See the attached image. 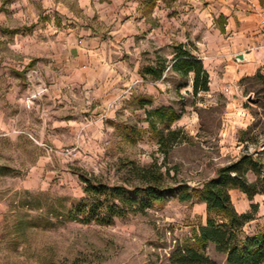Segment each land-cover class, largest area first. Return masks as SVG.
Segmentation results:
<instances>
[{"label": "rangeland", "instance_id": "1", "mask_svg": "<svg viewBox=\"0 0 264 264\" xmlns=\"http://www.w3.org/2000/svg\"><path fill=\"white\" fill-rule=\"evenodd\" d=\"M214 1L159 0L149 11V0H0V135L10 125V136L0 137V264H170L177 245L192 244L200 203L176 197L110 226L68 222L58 214L84 197L78 175L121 184L131 179L127 162L147 167L155 160L169 171L164 185L201 188L245 148L264 149V81L254 77L258 72L239 81L232 100L210 86V78L209 91L194 94L191 75L169 71L177 47L204 68L203 55L221 29L213 12L203 13ZM10 27L18 37L2 31ZM70 28L89 29L107 47L136 45L137 74L148 66L166 69L157 81L139 76L135 82L128 75L118 91L105 81L86 90L64 81L55 88L50 77L64 70L47 69L54 66L50 58L33 55L38 43H53L55 30L65 34ZM118 58L134 70L133 57ZM55 89L62 97L53 95ZM113 91L119 96L109 97ZM157 109L179 115L170 124L155 121L161 147L146 122ZM248 127L262 145L238 142ZM168 131L175 132V142ZM230 198L238 213L257 204L242 236L264 232V195L250 202L235 191ZM204 253L225 264L213 245Z\"/></svg>", "mask_w": 264, "mask_h": 264}, {"label": "trees", "instance_id": "2", "mask_svg": "<svg viewBox=\"0 0 264 264\" xmlns=\"http://www.w3.org/2000/svg\"><path fill=\"white\" fill-rule=\"evenodd\" d=\"M156 0H149L146 7L152 10ZM264 6V0H260ZM16 34L17 31H7ZM169 71L181 78L191 75L192 93L209 91V76L201 61L177 47L174 58L168 64ZM166 66H148L140 71V76H149L153 81L160 80ZM255 78L264 81V76L257 73ZM179 119L172 109H157L146 116L148 128L156 132L159 146L162 145V133L156 131L155 121L173 123ZM251 127L242 131L238 142L253 146L262 145L257 137L249 136ZM130 129V134H133ZM169 142L176 140L174 131H168ZM264 149L254 148L244 153L235 161L217 169L215 177L206 181L201 188L189 189L185 184L174 187L164 185V178L169 171H161V165L153 160L147 167L127 162V174L130 182L108 185L78 175L83 185L84 197L65 209L62 216L68 222L82 225L94 224L110 226L115 219H123L130 214H144L154 205H163L169 197H176L179 202L202 203L205 205V223L192 231V244L177 245L169 256L170 264H216L204 251L213 245L217 253L224 256L225 264H264V232L251 236H242L243 228L254 220L257 204L249 205L250 211L238 214L231 202L229 192L236 190L252 202L256 196L264 195Z\"/></svg>", "mask_w": 264, "mask_h": 264}, {"label": "crops", "instance_id": "3", "mask_svg": "<svg viewBox=\"0 0 264 264\" xmlns=\"http://www.w3.org/2000/svg\"><path fill=\"white\" fill-rule=\"evenodd\" d=\"M157 1L159 0L155 2ZM255 9L264 12V6L260 0H215L214 3L208 5V10L206 8L203 12H213L214 18L218 19L221 24L220 32L217 31L219 36H215V43L206 50L211 54L205 52L203 55L204 68L210 78V86L213 84L215 88L225 92L224 94L232 100L234 96H238L237 84L241 79L253 76L257 72L264 75V33L258 29ZM14 29L10 27V29L2 31L9 33L7 31ZM9 34L18 37V33ZM27 34H32V31L29 30ZM124 35L130 36L129 31H126ZM54 36V41L52 44L49 43L50 45L45 42L38 43V53H34L33 56L36 59L50 58L54 66L50 63L47 65V69L53 67L60 71L64 70V73H55L50 77V79H54L52 81L55 88L58 83L61 84L64 81L72 89L86 90L98 81H105L111 85L112 89H119V85L127 80L128 75L134 77L135 82H139L136 79L140 76L137 74L139 57L136 45L128 44L120 48L111 44L110 47H107L106 42L95 33H91L89 29L78 31L70 28L66 30L65 34L55 30ZM120 54L134 58L131 61V63H136L134 70L128 67L124 61L119 60ZM239 54L249 55L251 61L237 62L235 57ZM28 62L29 66L33 59H29ZM118 89L114 90L118 91ZM116 91H113L109 97L119 96L115 93ZM53 93L55 97H62L63 91L55 89ZM3 129L4 133L0 137L8 138L10 125L4 126ZM7 168L8 166H6ZM235 191L231 190L229 194ZM240 194L242 198L246 199L245 195ZM199 206L202 210L201 226L205 223L206 214L205 205L200 203ZM245 212L244 210L237 213Z\"/></svg>", "mask_w": 264, "mask_h": 264}, {"label": "built area", "instance_id": "4", "mask_svg": "<svg viewBox=\"0 0 264 264\" xmlns=\"http://www.w3.org/2000/svg\"><path fill=\"white\" fill-rule=\"evenodd\" d=\"M255 11V14H256V17H257V26H258V29L264 33V12H262L261 10H254Z\"/></svg>", "mask_w": 264, "mask_h": 264}, {"label": "water", "instance_id": "5", "mask_svg": "<svg viewBox=\"0 0 264 264\" xmlns=\"http://www.w3.org/2000/svg\"><path fill=\"white\" fill-rule=\"evenodd\" d=\"M235 60L239 63H244V62L251 61V57L246 54H239L235 57Z\"/></svg>", "mask_w": 264, "mask_h": 264}]
</instances>
